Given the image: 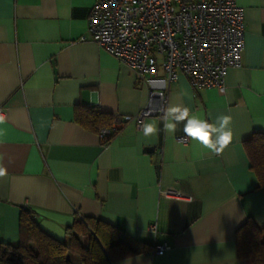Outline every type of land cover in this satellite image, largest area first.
I'll return each mask as SVG.
<instances>
[{
  "label": "crops",
  "instance_id": "0c3cea01",
  "mask_svg": "<svg viewBox=\"0 0 264 264\" xmlns=\"http://www.w3.org/2000/svg\"><path fill=\"white\" fill-rule=\"evenodd\" d=\"M93 2L0 0V242L18 243L19 213L28 209L57 241L80 215L147 246L113 264H249L236 258L234 232L247 217L264 227V193L244 148L264 134V0H235L244 52L223 87L192 90L178 74L166 93V113L187 107L217 127L219 115L231 116L232 142L218 153L176 142L185 122L168 134V115L145 120L157 134L127 123L106 143L75 122L76 108L134 114L161 85L160 70L144 85L89 39ZM156 246L167 249L154 256Z\"/></svg>",
  "mask_w": 264,
  "mask_h": 264
},
{
  "label": "built area",
  "instance_id": "2783aa9c",
  "mask_svg": "<svg viewBox=\"0 0 264 264\" xmlns=\"http://www.w3.org/2000/svg\"><path fill=\"white\" fill-rule=\"evenodd\" d=\"M86 33L144 85L151 83L148 77L162 72L161 85L149 89L136 113L111 115L110 126L97 133L102 143L127 123L141 130L147 119L165 121L166 93L178 74L192 90L221 88L227 71L242 65L244 18L235 0H94ZM175 141L186 144L188 138ZM160 195L180 197L172 190ZM154 229L152 225L150 231ZM166 249L156 246L151 253L161 256Z\"/></svg>",
  "mask_w": 264,
  "mask_h": 264
},
{
  "label": "trees",
  "instance_id": "16d2710c",
  "mask_svg": "<svg viewBox=\"0 0 264 264\" xmlns=\"http://www.w3.org/2000/svg\"><path fill=\"white\" fill-rule=\"evenodd\" d=\"M74 120L83 128L98 133L109 127L111 116L88 108H76ZM250 170L264 193V134L256 132L244 142ZM19 240L16 245L0 242V264H113L139 254L146 245L128 238L118 228L98 219L76 215L65 229L63 241L42 232L30 210L21 209L18 217ZM236 258L240 263L264 264V227L251 217L235 230Z\"/></svg>",
  "mask_w": 264,
  "mask_h": 264
},
{
  "label": "clouds",
  "instance_id": "9594fccd",
  "mask_svg": "<svg viewBox=\"0 0 264 264\" xmlns=\"http://www.w3.org/2000/svg\"><path fill=\"white\" fill-rule=\"evenodd\" d=\"M183 94L184 93H182V95ZM166 115L170 116L172 120L175 121V123L165 121L163 127L164 131L168 134L174 135L177 124L185 122L183 127L185 136L213 152H222L232 142L233 131L231 127L232 118L230 115H219L216 118L219 125L218 127L214 124L208 123L207 120L190 116L187 107H171L167 110ZM141 130L146 137L158 133V128L154 127L149 122L144 123ZM3 174L4 169L0 168V176Z\"/></svg>",
  "mask_w": 264,
  "mask_h": 264
},
{
  "label": "rangeland",
  "instance_id": "374dc122",
  "mask_svg": "<svg viewBox=\"0 0 264 264\" xmlns=\"http://www.w3.org/2000/svg\"><path fill=\"white\" fill-rule=\"evenodd\" d=\"M73 264H79V261L73 257H70Z\"/></svg>",
  "mask_w": 264,
  "mask_h": 264
},
{
  "label": "water",
  "instance_id": "95a60500",
  "mask_svg": "<svg viewBox=\"0 0 264 264\" xmlns=\"http://www.w3.org/2000/svg\"><path fill=\"white\" fill-rule=\"evenodd\" d=\"M26 210H28V209H26Z\"/></svg>",
  "mask_w": 264,
  "mask_h": 264
}]
</instances>
